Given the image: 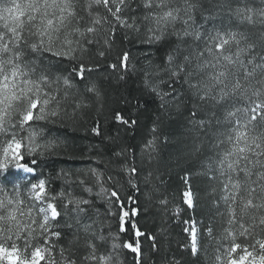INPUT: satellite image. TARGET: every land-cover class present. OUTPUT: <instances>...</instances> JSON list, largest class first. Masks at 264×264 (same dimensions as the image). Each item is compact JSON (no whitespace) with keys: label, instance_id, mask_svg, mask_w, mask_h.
Returning a JSON list of instances; mask_svg holds the SVG:
<instances>
[{"label":"snow or ice","instance_id":"obj_1","mask_svg":"<svg viewBox=\"0 0 264 264\" xmlns=\"http://www.w3.org/2000/svg\"><path fill=\"white\" fill-rule=\"evenodd\" d=\"M118 37L144 46L141 66L130 49L113 56ZM127 82L139 75L146 98L124 96L94 136L117 143L122 128L154 105L149 136L139 149L123 144L103 168L77 176L79 194L53 192L41 159L59 147L39 137L42 124L76 120L105 106L99 80ZM127 112V114H126ZM185 130V155L199 164L212 214L207 223L183 219L184 209L160 198L184 225L185 242L173 252L133 219L139 200L163 183V149L173 140L165 120ZM264 0H0V264H198L201 237L217 218L227 225L214 264H264ZM39 129V130H37ZM111 167L112 171H109ZM63 169L57 179L69 176ZM191 173L182 177V204L196 207ZM129 205H132L130 208ZM115 218L118 230L112 231ZM107 228V231L105 229ZM131 232V239L120 234ZM164 229H161L163 235ZM143 238V240L141 239ZM148 242L145 253L143 242ZM131 256V259H129Z\"/></svg>","mask_w":264,"mask_h":264},{"label":"trees","instance_id":"obj_2","mask_svg":"<svg viewBox=\"0 0 264 264\" xmlns=\"http://www.w3.org/2000/svg\"><path fill=\"white\" fill-rule=\"evenodd\" d=\"M7 3L8 0H2ZM144 46L137 44H128L122 41L119 37L115 46L113 56L121 49H130L133 54V62L138 66L143 60ZM93 78L99 80L103 91L105 93V106L102 113L97 115L96 107L93 106L85 109L82 116H78L76 120L66 119L62 123L56 125L42 124L44 131L39 137L41 143L45 138H57L60 141L59 147L56 148L52 154L45 153L41 159L43 174L50 179V188L53 192H58L61 188L72 190L79 194V187L77 184L68 183L66 181L75 180L77 176L86 179V182L91 184L92 180L85 177V173L90 167L103 168V164H98L95 157L107 160L113 148L126 144L136 149L139 166V149L143 140L149 136V128L153 116L154 105L149 101V109L138 116L139 125L136 128L128 129L127 131L120 129L117 143H111L103 140L101 137L94 136L91 128L95 125L97 120L101 125L102 131L113 137L117 136L118 126L109 118L113 109H122L126 106L122 104L121 98L124 96H139L146 98L139 75L131 76L127 82L109 83L103 77H97L93 74ZM127 114V112H126ZM264 126V122H258ZM39 130V129H37ZM161 131L164 133H173L172 142L163 149L165 154L171 155V160L167 161L163 168L162 181L158 182L159 191L152 192V201L149 202L144 193L145 186L140 185V191L136 192L125 184V190L122 194L125 196L131 195L138 198L139 204L136 205L140 209L137 216L133 217L138 222V226L144 232L155 234L159 237L160 242L164 247L170 251H177L178 243L185 242V236L182 232L184 225L177 223L171 218V212L165 211L158 204V200L166 197L169 200V209L175 205H180L184 211L182 212L183 219L203 220L207 223L209 216L212 214V209L209 204V197L207 195L208 185L203 176L198 175L199 164L190 160L184 152L186 143L185 130L180 126L177 118L173 117L171 121L165 120ZM63 169L70 173L69 176L57 179V174ZM109 171H112L111 167ZM186 172L191 175V188L195 194L196 207L194 209H187L182 204L181 192L184 190V181L182 177ZM131 208L132 205H129ZM213 235L216 239H212L207 235L201 237L200 257L198 264H214V257L218 254L217 249L223 251L228 245V240L223 239L224 228L227 227L221 219L217 218L213 225ZM111 228L113 232L118 230L115 218H112ZM164 229L163 235L161 229ZM107 231V228L105 229ZM122 239H131V232L121 233ZM143 240V238H141ZM145 253L148 252V242H143ZM131 259V256H129ZM146 264L147 255H146Z\"/></svg>","mask_w":264,"mask_h":264}]
</instances>
